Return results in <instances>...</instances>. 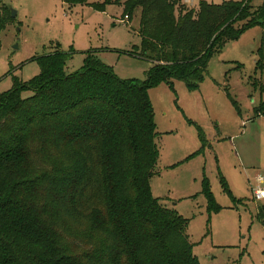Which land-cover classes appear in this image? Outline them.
I'll list each match as a JSON object with an SVG mask.
<instances>
[{
  "label": "trees",
  "instance_id": "obj_1",
  "mask_svg": "<svg viewBox=\"0 0 264 264\" xmlns=\"http://www.w3.org/2000/svg\"><path fill=\"white\" fill-rule=\"evenodd\" d=\"M123 4L125 18L140 10L146 81L118 77L94 52L68 72L71 55L56 48L35 58L37 76L0 96V264H200L189 220L151 190L160 150L149 89L198 88L215 53L264 28V1ZM256 110L264 114V101ZM203 192L218 209L206 182Z\"/></svg>",
  "mask_w": 264,
  "mask_h": 264
},
{
  "label": "rangeland",
  "instance_id": "obj_2",
  "mask_svg": "<svg viewBox=\"0 0 264 264\" xmlns=\"http://www.w3.org/2000/svg\"><path fill=\"white\" fill-rule=\"evenodd\" d=\"M103 1L0 0V96L37 76L35 58L56 48L71 55L68 72L82 68L86 53L94 52L118 77L146 81L151 62L142 55L140 10L126 20L125 0L96 9ZM201 1L243 0H179L186 8ZM263 1L251 4L256 9ZM263 82L264 28L254 26L212 56L198 88L174 80L149 89L160 150L151 190L189 220L200 264H264L258 217L264 202L252 191L257 176H264V114L256 110L264 101ZM205 182L218 209L209 208Z\"/></svg>",
  "mask_w": 264,
  "mask_h": 264
},
{
  "label": "built area",
  "instance_id": "obj_3",
  "mask_svg": "<svg viewBox=\"0 0 264 264\" xmlns=\"http://www.w3.org/2000/svg\"><path fill=\"white\" fill-rule=\"evenodd\" d=\"M125 19L127 20L128 17H126ZM256 181L258 185L252 186L254 199L257 202H264V176L258 175Z\"/></svg>",
  "mask_w": 264,
  "mask_h": 264
},
{
  "label": "water",
  "instance_id": "obj_4",
  "mask_svg": "<svg viewBox=\"0 0 264 264\" xmlns=\"http://www.w3.org/2000/svg\"><path fill=\"white\" fill-rule=\"evenodd\" d=\"M13 16H15V12H14ZM15 48H17V46H15Z\"/></svg>",
  "mask_w": 264,
  "mask_h": 264
}]
</instances>
